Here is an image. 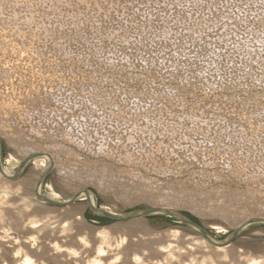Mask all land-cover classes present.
<instances>
[{
	"label": "rangeland",
	"instance_id": "rangeland-1",
	"mask_svg": "<svg viewBox=\"0 0 264 264\" xmlns=\"http://www.w3.org/2000/svg\"><path fill=\"white\" fill-rule=\"evenodd\" d=\"M0 135V264H264V0H0Z\"/></svg>",
	"mask_w": 264,
	"mask_h": 264
},
{
	"label": "bare ground",
	"instance_id": "bare-ground-1",
	"mask_svg": "<svg viewBox=\"0 0 264 264\" xmlns=\"http://www.w3.org/2000/svg\"><path fill=\"white\" fill-rule=\"evenodd\" d=\"M105 106H106V108H107V112L108 113H110V114H112V115H116L115 114V112H114V106H116L114 103H111V102H109V101H107V100H105ZM120 111H122V110H120ZM120 116H123V115H120ZM123 118H124V116H123ZM146 119H149V118H146ZM139 120H142V119H139L138 118V120L137 119H133V123H134V127L135 128H139V130H143L145 127H142V125H139V123H141V122H139ZM146 125V124H145ZM47 150H43V149H41V151H36L34 154H36L35 156H34V160H36V162H38L39 163V167L41 168V171H40V173L41 174H39L38 175V184H37V187H36V192L34 193V196L36 197V200H38V201H40V203L41 202H46V200L45 199H50V200H52V201H55V202H57V201H59V202H67V201H71V200H59V194L58 193H56V192H53L52 194H50V196L53 198V199H51V198H48V197H45V196H42V194H41V188H40V186H41V184H42V181H43V179H44V177H45V175H46V172H47V169L52 165V163L55 161V158H54V155H53V151L55 152V151H58V152H60V151H62L63 150V147L60 145V144H58V143H55V145H49V146H47V148H46ZM49 151H51V152H49ZM0 160H1V135H0ZM29 160H31L30 158L28 159V160H26V162L24 163L23 161H16V162H13V168H16V167H19L20 166V168H19V170L21 169V166L23 165V164H25V165H27V163H28V161ZM22 162H23V164H22ZM81 165V164H80ZM80 165H78L77 164V166H80ZM18 170V171H19ZM16 174H13V173H11L6 167H4V165H3V163H2V160H1V168H0V184H2V185H5L7 182H9L10 180H12L13 178H14V176H15ZM79 194V197H81L82 199L84 198V199H86V197H88V195L91 197V199H90V201H91V206L93 205L96 209H98V207H97V205H96V202L95 201H93L94 199H93V194H92V191L91 190H89V189H86L85 191H82V192H79L78 193ZM58 198V199H57ZM73 198V197H72ZM57 199V200H56ZM68 205H71V204H68ZM168 208V209H167ZM153 209V208H152ZM173 210V211H171V210ZM100 210H105V211H107V212H109V213H111V214H114V215H116L117 214V212H115V211H113V210H111V209H109V208H103V209H100ZM154 210H156V211H159L160 213H162L161 211H163V210H168V211H170L172 214H176V215H178V216H181V214H178V212H174V209L173 208H171V207H166V208H160V209H156V208H154ZM160 213H155V214H160ZM181 217H183V216H181ZM255 219H259V220H264V218L263 219H261V218H255ZM255 219H249L248 221H251V220H255ZM188 220V219H187ZM248 221L247 222H245L244 224H246V223H248ZM195 223V222H194ZM256 223H263V222H256ZM196 224V223H195ZM244 224H242L241 226H243ZM248 224H250V223H248ZM189 225V224H188ZM190 225H192V224H190ZM197 226H198V224H196ZM193 227H195V228H197L195 225H192ZM241 226H239V228L238 229H242V227ZM247 226V225H246ZM200 227V226H199ZM244 228H245V226H244ZM198 229V228H197ZM205 240H208V242H211L213 245H215L216 246V250H220V249H224V247L226 248L227 246H222V244H220V245H216L215 243H217V244H219V243H221V242H217L214 238H212L210 235H208V238L205 236V238H204V240L203 241H205ZM228 240V239H227ZM224 245V244H223ZM166 248V247H165ZM172 249V248H171ZM174 249V248H173ZM162 251L163 250H165L164 248L163 249H161ZM104 251V247H102V248H100L99 249V252H100V254L102 253ZM167 251V250H166ZM230 249L229 248H227V257H230L231 256V258L234 256L233 254H231L232 253V251H231V253H230ZM45 252V251H44ZM165 252V251H164ZM47 253V252H46ZM162 254V253H161ZM174 255H175V252L173 253ZM164 255V254H163ZM168 255H171V253L170 254H168ZM177 255V254H176ZM40 257V256H39ZM173 257V256H172ZM175 257V256H174ZM41 258H43V255H42V257ZM178 258V257H177ZM234 258V257H233ZM166 259V258H165ZM175 259H176V257H175ZM195 260V259H194ZM26 261L29 263V259L27 258L26 259ZM179 261V260H178ZM187 262H189V261H187ZM186 264V263H185ZM251 264H254V261L253 262H251Z\"/></svg>",
	"mask_w": 264,
	"mask_h": 264
},
{
	"label": "water",
	"instance_id": "water-1",
	"mask_svg": "<svg viewBox=\"0 0 264 264\" xmlns=\"http://www.w3.org/2000/svg\"><path fill=\"white\" fill-rule=\"evenodd\" d=\"M25 164H23L22 166H21V168H23V166H24ZM0 168H1V160H0ZM17 176V174L14 176V177H16ZM74 199L75 198H72V200L71 201H67V202H59V201H57V202H55V201H52V200H50V199H45L46 200V202L47 203H51V204H54V205H57V204H59V205H68V204H72V202L74 201ZM95 212H98V213H100V214H104V215H106V216H109V217H111V218H114V219H128V220H131V219H134V218H137V217H143V216H145V215H149V214H155V213H160L159 211H156V210H154V209H146L145 211H141V212H135V213H131V214H129V215H122V214H116V215H114V214H111V213H109V212H107V211H105V210H99V209H96L93 205L92 206H90ZM162 213H166V214H169L170 216H172V217H174V218H177L178 220H180V221H182V222H184V223H186V224H192V225H195L198 229H199V231L204 235V237L206 236L207 238H208V233L205 231V229H203V228H201V227H199V225L197 226L192 220H187L186 218H184V217H181V216H178V215H176V214H172L170 211H168V210H163V211H161ZM256 222H264V220H259V219H255V220H251V221H248V223H256ZM248 223H246V224H244L243 226H241L242 227V229L244 228V226H246V225H248ZM242 229H237L235 232H234V234L232 235V237L229 239V240H227L226 242H228V241H230V240H232V239H234V237L242 230ZM216 245H220V244H225V243H223V242H221V243H219V244H217V243H215Z\"/></svg>",
	"mask_w": 264,
	"mask_h": 264
}]
</instances>
